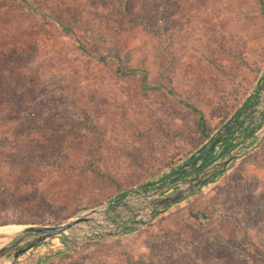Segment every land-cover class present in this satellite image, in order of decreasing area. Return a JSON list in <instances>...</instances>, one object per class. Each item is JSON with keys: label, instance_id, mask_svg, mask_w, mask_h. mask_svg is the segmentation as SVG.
Here are the masks:
<instances>
[{"label": "rangeland", "instance_id": "obj_1", "mask_svg": "<svg viewBox=\"0 0 264 264\" xmlns=\"http://www.w3.org/2000/svg\"><path fill=\"white\" fill-rule=\"evenodd\" d=\"M26 1L75 36L30 16L20 0H0L35 33L34 105L63 114L54 117L63 132L45 134L57 143L42 163L39 133H24L19 152L10 133L0 137V226H56L153 188L204 147L200 116L217 137L264 95V0ZM117 55L122 71L140 72L122 76L117 62L98 59ZM254 109L261 121L262 106ZM130 226L99 239L123 227L98 217L16 264H264V141L154 220ZM19 232L0 234V249Z\"/></svg>", "mask_w": 264, "mask_h": 264}, {"label": "trees", "instance_id": "obj_2", "mask_svg": "<svg viewBox=\"0 0 264 264\" xmlns=\"http://www.w3.org/2000/svg\"><path fill=\"white\" fill-rule=\"evenodd\" d=\"M261 1V4L263 5V0ZM20 2H22L25 10L29 12L30 16H32V14H40L42 17L50 18L54 20L63 31L75 36L73 30L65 23L61 22L59 18L55 20L51 16L44 14V12L41 13L26 0H20ZM14 6H16V4H14L12 8ZM130 10L131 6L126 4L124 10L125 13H130ZM11 12L8 7L0 4V137H3L4 134L7 136L10 133L14 138L12 139L13 144H15L13 149L19 152L22 147L20 138H23L24 133H29L24 136L25 140L30 139V133H39L42 135L39 136L37 142H33L35 148L39 149L40 154L37 157V164H39L47 159L48 156L51 158L56 151L55 149L52 150V148L57 141L52 136H47L45 134L63 132L62 124H56L57 122H54L55 116H58L60 119L63 114L55 112L49 108L40 110V105H34L33 102L39 99L38 93L36 92V76L41 73L37 70L38 66H36V64L33 65L32 63L30 65L31 55H33L30 52L32 51L33 44L37 43V40L34 38L35 33L30 31V29L26 31L20 27V23L24 20L16 19L14 17L16 14ZM262 12L264 13V10H262ZM130 19L133 21L135 18ZM107 28L109 27L107 26L106 29ZM31 29H33V27H31ZM80 49L87 51L83 46L80 47ZM98 59L103 62L110 60L117 62V73L122 76H132L140 72L137 69L122 71L119 66L120 58L118 55L104 56ZM188 107H190L195 113L199 114L193 106ZM5 123L8 124V128H5L6 130H4ZM198 127L203 133L205 139H209L210 133L206 129L202 116H200ZM246 130L247 137H250L256 129L246 128ZM231 148L232 147L228 146L221 156H224L231 151ZM23 151L25 152V150ZM28 154L29 153H27V155ZM27 155H24L23 157H26ZM17 157L21 156L17 155ZM35 161L36 160H34V162ZM25 173H28V171L26 170ZM24 176H27V174ZM174 177H176V174L171 179L164 178L162 182L172 181L174 180ZM124 228L125 233H131L136 230L134 226H124Z\"/></svg>", "mask_w": 264, "mask_h": 264}, {"label": "water", "instance_id": "obj_3", "mask_svg": "<svg viewBox=\"0 0 264 264\" xmlns=\"http://www.w3.org/2000/svg\"><path fill=\"white\" fill-rule=\"evenodd\" d=\"M260 90L264 93V83L261 85ZM260 105L262 106V111L260 113L264 119V95L260 100L251 104L250 108L254 109ZM261 124L257 126V128H260ZM223 136L219 138L212 137L203 154L196 159L192 156L190 158V163H186L180 170L175 172L176 177L170 182L159 181L153 188L147 186L135 192L125 193L117 198L111 199L103 206L88 210L83 215L77 216L74 220L60 225H31L26 227L0 249V264H5L7 261H10V264H16L19 258L28 251L40 247L49 240L59 238L69 231L76 230L82 225L94 222L96 218H93L92 215L98 214L100 208L104 209L102 216H104L105 221L112 225L118 223L120 225L130 226L131 223H135V227H138L137 225H140L142 221L145 223L150 222L160 214L165 213L172 206L182 202L190 195L199 191L217 175L229 170L237 160L242 159L252 149L256 148L264 141V134L253 136L251 140V143H254L253 146H249L248 144L243 146L239 145L225 154L221 159L212 162L210 161V156L214 154L216 147L224 138ZM201 159H204L201 164H199L195 170H191ZM185 173L188 174V178L182 181L177 180ZM110 207L113 209V214L109 212ZM146 213L149 214V217H147V219H141V216H144ZM99 216H101V214H99ZM95 227L98 228V226ZM99 228L104 229L105 227L100 226ZM121 234H125V228H120L116 232L105 231L102 235H99L98 238L103 239ZM89 239L94 240L95 238L92 237Z\"/></svg>", "mask_w": 264, "mask_h": 264}, {"label": "crops", "instance_id": "obj_4", "mask_svg": "<svg viewBox=\"0 0 264 264\" xmlns=\"http://www.w3.org/2000/svg\"><path fill=\"white\" fill-rule=\"evenodd\" d=\"M258 112L259 111H257L256 109H248V111L246 112V111H243V113H242V117L240 116V118H236V119H234V120H232V121H230L228 124H226L222 129L223 130H221L218 134H219V136H227L228 134H230V135H232L234 132H236L237 134L238 133H244V128L245 127H247V128H249V129H251V128H254V126H259L262 122L260 121V119L259 120H257V116H258ZM241 122H243V126H244V128H243V126H240L239 124H242ZM263 124V123H262ZM261 124V125H262ZM262 127L263 126H261V129H262ZM257 129V128H256ZM261 129H259V130H261ZM240 130H243V131H240ZM258 132V131H257ZM257 132H255V133H253L250 137H245V135H244V139L242 140V142L241 143H249V142H251V140H252V138H253V136L257 133ZM212 137H209V139H207L205 142H204V147L202 148V149H200L199 151H195L194 152V157H199L201 154H203V152L206 150V146H205V144H209V142H210V139H211ZM222 146V145H221ZM205 148V149H204ZM221 154V153H220ZM192 157V156H191ZM190 157V158H191ZM203 160V159H202ZM213 161H217V159L216 160H213ZM187 162H190V159L187 161ZM200 162V161H199ZM186 163V162H185ZM236 163H237V161L235 162V164L232 166V167H234L235 165H236ZM199 164H201V163H199ZM231 167V168H232ZM230 168V169H231ZM229 169V170H230ZM229 170H227V171H229ZM226 171V172H227ZM226 172H224V173H226ZM223 174V173H222ZM222 174H219V175H222ZM219 175H217L215 178H213L212 180H215ZM211 180V181H212Z\"/></svg>", "mask_w": 264, "mask_h": 264}, {"label": "flooded vegetation", "instance_id": "obj_5", "mask_svg": "<svg viewBox=\"0 0 264 264\" xmlns=\"http://www.w3.org/2000/svg\"><path fill=\"white\" fill-rule=\"evenodd\" d=\"M261 116H262V114H261ZM263 118V117H262ZM242 124H239L240 126H243V122H241ZM243 128H244V126H243ZM246 128L247 127H245L244 128V133H236V132H234L232 135H230V134H228L226 137L225 136H223L224 138L222 139V141L218 144V146L216 147V150H215V152H214V154H212L211 156H210V161H212L213 162V160L216 158V156L215 155H217L218 153H223V151L224 150H226V148L228 147V146H230V147H232L231 149H234V148H236V147H238L240 144H241V142H242V140L245 138V137H247V130H246ZM255 128V127H254ZM240 131H243V130H240ZM255 133V132H254ZM244 135H245V137H244ZM218 138L220 137L219 136V134H218V136H217ZM210 143V142H209ZM222 145V146H221ZM208 146H206V148H207ZM195 159L197 158V157H194ZM204 160V159H203ZM202 159L201 160H199L198 162H197V164L191 169V170H195L196 168H197V166L199 165V163H201L202 161H203ZM209 162V161H208ZM190 163V162H189ZM207 164V163H206ZM187 169V168H186ZM188 170V169H187ZM192 172V171H191ZM191 175V174H190ZM180 179H177V180H184V179H186V178H188V174L187 173H185L184 175H181L180 177H179ZM114 207V206H113ZM122 227L124 228V225H122Z\"/></svg>", "mask_w": 264, "mask_h": 264}, {"label": "bare ground", "instance_id": "obj_6", "mask_svg": "<svg viewBox=\"0 0 264 264\" xmlns=\"http://www.w3.org/2000/svg\"><path fill=\"white\" fill-rule=\"evenodd\" d=\"M103 208H100V210H99V213L98 214H94V215H92V217L93 218H98V217H103V219H104V216H102L103 215ZM102 211V212H101ZM99 214H101V216H99ZM105 220V219H104ZM95 221V220H94ZM99 226V225H98ZM26 227L25 226H23V225H16V224H8V225H4V226H0V234H3V233H7V232H12V231H22V230H24Z\"/></svg>", "mask_w": 264, "mask_h": 264}, {"label": "built area", "instance_id": "obj_7", "mask_svg": "<svg viewBox=\"0 0 264 264\" xmlns=\"http://www.w3.org/2000/svg\"><path fill=\"white\" fill-rule=\"evenodd\" d=\"M216 156V158L214 159V160H219V159H221L223 156H221V154L220 153H218L217 155H215ZM170 182V181H169Z\"/></svg>", "mask_w": 264, "mask_h": 264}]
</instances>
